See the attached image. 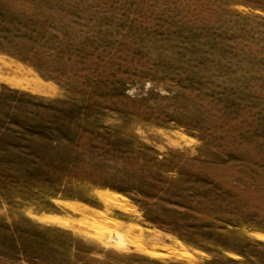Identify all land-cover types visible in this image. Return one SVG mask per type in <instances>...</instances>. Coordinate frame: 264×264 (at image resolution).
<instances>
[{
	"label": "rangeland",
	"instance_id": "rangeland-1",
	"mask_svg": "<svg viewBox=\"0 0 264 264\" xmlns=\"http://www.w3.org/2000/svg\"><path fill=\"white\" fill-rule=\"evenodd\" d=\"M0 264H264V0H0Z\"/></svg>",
	"mask_w": 264,
	"mask_h": 264
}]
</instances>
